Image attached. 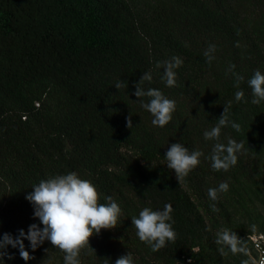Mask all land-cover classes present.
<instances>
[{
  "label": "trees",
  "instance_id": "trees-1",
  "mask_svg": "<svg viewBox=\"0 0 264 264\" xmlns=\"http://www.w3.org/2000/svg\"><path fill=\"white\" fill-rule=\"evenodd\" d=\"M173 56L183 64L168 87L156 65ZM256 70L264 74V0H0V238L33 223L42 228L26 196L41 180L74 171L96 186L100 203L110 196L122 210L116 228L90 239L94 252L81 250V264H115L128 252L134 264L256 260L249 236L264 234V101L252 104L248 86ZM145 72L152 75L145 90L176 103L162 128L133 95ZM233 73L244 78L239 87ZM229 101V119L241 130L222 128L219 142L230 137L244 149L235 166L214 171L205 157L217 141L203 133ZM176 142L204 153L180 184L164 158ZM225 181L229 190L212 201L208 190ZM165 204L177 238L153 252L131 218ZM223 228L247 241L250 257L219 253L214 241ZM24 245L33 259L9 245L13 259L4 264H64L49 241L35 251Z\"/></svg>",
  "mask_w": 264,
  "mask_h": 264
},
{
  "label": "clouds",
  "instance_id": "clouds-1",
  "mask_svg": "<svg viewBox=\"0 0 264 264\" xmlns=\"http://www.w3.org/2000/svg\"><path fill=\"white\" fill-rule=\"evenodd\" d=\"M238 46V45H237ZM215 52V45L210 44L204 51V56L211 62L214 59L212 53ZM183 60L178 56H173L169 60L158 62L156 67L163 68L162 81L168 87L176 86V69L181 67ZM235 65H230L228 71L232 72ZM236 79V86L243 81V76L233 73ZM152 81L150 72H145L135 83V92L140 107L148 111L153 119V126L164 127L172 120V114L176 109L174 100L165 97L158 89L143 87L145 82ZM248 86L252 90L254 105L261 104L264 101V74L256 70L253 76L248 80ZM125 87L123 82H117L115 88L119 90ZM149 98L147 102L143 99ZM244 97L243 91L235 93V100L240 101ZM231 101L223 109V113L217 123L211 130H206L203 135L205 140L217 141L206 159L211 161V167L214 171H228L235 166L238 160L237 153L244 149V143L237 142L232 138L227 139V144L220 143L221 129L229 125L239 132L240 124L230 121L229 111ZM126 126L133 128L132 116L126 118ZM204 153L199 150L189 151L181 143H173L168 148L164 158L167 161V167L174 170L176 178L180 183L189 175V173L200 164V158ZM33 191L26 196V199L34 205V217L38 218L39 225L33 223L28 227L27 232L19 230V234L13 237L9 233H4L0 238V264H4V257L13 259V256L7 253L6 249L10 245L19 250V255L24 261L33 259L25 249L24 240H28L30 247L35 251L45 241H49L54 248L64 253V264H81L79 255L82 249L90 248V239L94 235L101 233V230H111L117 227L118 219L121 215V208L112 197H106L107 203H100V193L96 186L87 179L81 178L76 172H69L64 175H55L41 180L32 187ZM229 190V184L221 182L217 188L208 190L209 198L212 201L218 199L219 193H226ZM213 212L219 209L215 204L211 205ZM173 208L171 204H165L162 210H153L151 207H144L138 217L133 216L131 223L135 227L136 235L139 240L148 245L153 252H158L166 247L168 242H175L177 233L173 229L175 221L171 213ZM253 232L256 226L252 225ZM215 244L218 245V251L222 256L243 255L250 257L251 253L247 241L237 235L236 232L228 228L220 229L216 233ZM259 247V246H258ZM45 251H48L47 249ZM104 264H109L105 259ZM115 264H134L132 254L128 252L118 257ZM241 264H264V254L259 260L244 259Z\"/></svg>",
  "mask_w": 264,
  "mask_h": 264
},
{
  "label": "built area",
  "instance_id": "built-area-1",
  "mask_svg": "<svg viewBox=\"0 0 264 264\" xmlns=\"http://www.w3.org/2000/svg\"><path fill=\"white\" fill-rule=\"evenodd\" d=\"M249 239L253 245V248L257 254V261L260 256L264 254V234L263 233H255L249 236ZM259 246V247H258Z\"/></svg>",
  "mask_w": 264,
  "mask_h": 264
}]
</instances>
